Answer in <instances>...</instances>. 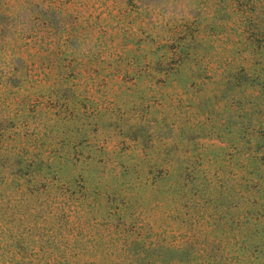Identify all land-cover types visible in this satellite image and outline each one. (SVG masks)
Segmentation results:
<instances>
[{"label":"rangeland","instance_id":"obj_1","mask_svg":"<svg viewBox=\"0 0 264 264\" xmlns=\"http://www.w3.org/2000/svg\"><path fill=\"white\" fill-rule=\"evenodd\" d=\"M1 241L264 264V0H0Z\"/></svg>","mask_w":264,"mask_h":264},{"label":"trees","instance_id":"obj_2","mask_svg":"<svg viewBox=\"0 0 264 264\" xmlns=\"http://www.w3.org/2000/svg\"><path fill=\"white\" fill-rule=\"evenodd\" d=\"M2 238H4V239H6V237L5 236H2ZM3 240V239H2ZM4 241V240H3ZM3 241H1V247H0V252H3L4 253V249L7 247V246H4V244H3ZM4 246V247H3ZM20 252V251H19ZM0 262L2 263V261H1V256H0Z\"/></svg>","mask_w":264,"mask_h":264}]
</instances>
